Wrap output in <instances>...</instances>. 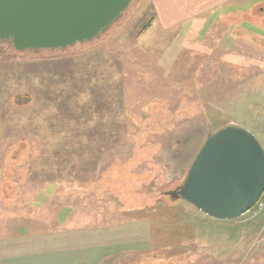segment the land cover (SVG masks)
Masks as SVG:
<instances>
[{
  "label": "rangeland",
  "instance_id": "374dc122",
  "mask_svg": "<svg viewBox=\"0 0 264 264\" xmlns=\"http://www.w3.org/2000/svg\"><path fill=\"white\" fill-rule=\"evenodd\" d=\"M154 2L64 52L0 43V223L41 235L82 206L148 220L151 249L195 264L264 263V212L217 220L167 196L219 129L264 144V0L168 30Z\"/></svg>",
  "mask_w": 264,
  "mask_h": 264
},
{
  "label": "water",
  "instance_id": "95a60500",
  "mask_svg": "<svg viewBox=\"0 0 264 264\" xmlns=\"http://www.w3.org/2000/svg\"><path fill=\"white\" fill-rule=\"evenodd\" d=\"M133 0H0V43L15 53L64 52L99 38ZM264 190V152L248 131L227 125L207 136L181 186L167 196L210 218L245 215Z\"/></svg>",
  "mask_w": 264,
  "mask_h": 264
},
{
  "label": "crops",
  "instance_id": "0c3cea01",
  "mask_svg": "<svg viewBox=\"0 0 264 264\" xmlns=\"http://www.w3.org/2000/svg\"><path fill=\"white\" fill-rule=\"evenodd\" d=\"M244 1L155 0L154 3L157 16L166 19L168 27L165 28L168 30L178 23L210 16L219 11L232 13L231 20L234 18L235 21L234 13H238V8L244 10ZM224 27L227 35L225 39L235 32L237 37L234 43L240 48L235 25ZM81 207L76 212L68 211L69 215L66 214L67 217L60 220L57 229L41 235L35 234L33 230H11L13 234L8 236L6 231L9 229H4L0 223V264H195L188 255H181L179 251H163L162 244L151 249L154 234L148 220L115 223L103 218V211L98 214ZM195 238L186 240L194 242Z\"/></svg>",
  "mask_w": 264,
  "mask_h": 264
},
{
  "label": "built area",
  "instance_id": "2783aa9c",
  "mask_svg": "<svg viewBox=\"0 0 264 264\" xmlns=\"http://www.w3.org/2000/svg\"><path fill=\"white\" fill-rule=\"evenodd\" d=\"M262 149L264 151V145H262ZM264 211V191L257 201V203L253 206V208L249 211V219L258 218L262 212Z\"/></svg>",
  "mask_w": 264,
  "mask_h": 264
},
{
  "label": "trees",
  "instance_id": "16d2710c",
  "mask_svg": "<svg viewBox=\"0 0 264 264\" xmlns=\"http://www.w3.org/2000/svg\"><path fill=\"white\" fill-rule=\"evenodd\" d=\"M7 46V45H6Z\"/></svg>",
  "mask_w": 264,
  "mask_h": 264
}]
</instances>
